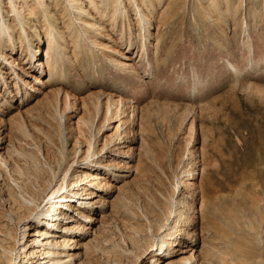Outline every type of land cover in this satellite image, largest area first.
<instances>
[{
	"label": "rangeland",
	"instance_id": "rangeland-1",
	"mask_svg": "<svg viewBox=\"0 0 264 264\" xmlns=\"http://www.w3.org/2000/svg\"><path fill=\"white\" fill-rule=\"evenodd\" d=\"M151 1L155 18L147 26L149 32L140 30L142 25L146 27L144 22L137 27L139 17L136 18L133 11L137 10L135 6L125 9L130 26L125 28L126 23L123 24L122 34L114 31L116 27L111 31L106 21L96 16L99 21L95 24L105 23L104 34L112 38L106 41L98 36V49L92 48L93 54L87 52L88 56L80 63L75 59L71 65L75 70L65 71L64 78L54 82L55 85L48 79L47 67H42L44 38L27 47L34 55L31 60L25 52L21 53V44L12 51L0 47V56L1 52H6L21 68H16L15 73L21 77L17 79L10 65L0 58V76L5 80V83L0 80V99L5 100L0 102V229H11L10 234L15 239L25 229L21 245L28 241L26 246H29L33 239L36 240L34 248L39 249L46 247H41V243L54 238L42 239L37 232H54L67 243L55 248L63 264H153L151 257L160 254L155 246L161 237L155 224L163 223L164 231L174 220V213L185 215L188 209L190 219L181 226L173 250L157 256L156 264H177L188 256L195 257L191 264H216L214 250L220 246L212 233V222H217L220 214L238 212L233 214L237 217L243 214V222L255 221V224L262 219L258 226L264 228V0H237L233 20L204 19L205 24L197 19L204 15L199 8L205 0ZM232 2L234 4L235 0ZM0 6L3 10L0 24L4 19L14 20L9 0H0ZM63 6L65 8L67 3ZM195 10L200 13L193 16ZM170 11L174 15H169ZM60 15L66 14L57 11L56 16ZM67 16L74 19L72 14ZM242 20L244 25L245 20L247 22L241 27ZM143 34L148 36L141 52L139 40ZM126 38L129 43H122ZM69 51L66 53L70 54ZM102 52L104 58H101ZM259 53H262L260 57ZM114 60L118 63L114 64ZM38 63L43 65L38 66ZM119 64L124 68L131 66L133 71L122 72L124 68ZM243 82L250 88H243ZM57 87L61 91L55 109L52 93ZM63 89L68 94L67 102ZM109 97L120 99L121 103L117 116L109 115L111 120L103 124ZM97 98L101 102L100 112L94 116L93 125L101 128L94 152L90 149L88 153V130L80 120L87 117L88 111L92 115L91 102ZM66 104L68 108L63 111ZM46 131L52 142L42 134ZM35 144L41 150L46 146L50 153L48 161L44 159L45 150L38 153L37 164L46 171L41 176L49 184V191L60 185L62 175L59 172L54 179L53 172H57V166L64 160L59 152L61 145L66 160L74 158L72 152L77 153L75 161L79 160L72 164L65 177L68 186L61 194L66 197L51 201L58 204L66 200L65 204L72 203L76 209L85 210L91 220H84L75 211L61 207L62 214L66 213L69 218L62 219V214L58 217L63 226H70L69 231L61 233L46 224L34 223L30 217L17 222L8 204L9 191L11 188L16 194H23L25 186L21 181L13 182L12 170L16 169V163L21 165L25 160L17 152L20 149L24 153L36 152ZM101 147V153L97 152ZM84 157L86 159L80 161ZM178 161L180 168L176 169ZM29 165L27 162L26 167ZM82 173L101 176V186L92 188L88 182L81 183L78 178L83 179ZM38 181L30 177L25 184L28 182L29 189L37 194ZM184 183L188 184L187 188ZM81 188L91 189L95 196L86 200L74 196L76 192L80 194ZM15 196L26 206L33 205L28 194L23 196L29 202H24L20 195ZM80 201L89 205L83 207ZM165 207L173 210L168 221L164 217ZM142 213L148 216L144 218ZM259 215L263 217L260 219ZM42 220L49 222L54 218ZM26 225L29 228L22 229ZM83 225L86 228L82 231ZM131 225L138 226L141 232H134ZM242 228L245 234L253 235V231ZM259 233L262 234L258 238L260 245L257 238L253 244L257 243L258 257L262 260L255 259L254 264H264V229H259ZM0 239L5 236L0 235ZM9 240L5 239L2 244L11 245L13 242ZM146 242H153V248L148 250ZM17 246L19 244H15L13 257L21 247ZM207 250L213 254L214 261L203 259Z\"/></svg>",
	"mask_w": 264,
	"mask_h": 264
},
{
	"label": "bare ground",
	"instance_id": "bare-ground-1",
	"mask_svg": "<svg viewBox=\"0 0 264 264\" xmlns=\"http://www.w3.org/2000/svg\"><path fill=\"white\" fill-rule=\"evenodd\" d=\"M160 1L161 0H158V2H160ZM64 2L67 3V6L65 8L63 6ZM152 2L153 1H151V0H125V1H123V0H60L59 2H56V0H31V1L19 0V3H18V0H9V9L13 13V17H14L13 19L14 20L9 22V20L1 18L4 20L0 24V47L2 49L8 48V49H10V51H12V49H14L18 44H21V48H19L21 53L25 52L31 60L34 55L30 54V51H27V47L28 46L32 47L31 44L34 45L35 40H39V38H41V40H42L44 38L46 41V48L44 51L45 52V55H44L45 59L43 62L44 66H42V67H47L46 68V70H47L46 74L48 76V79H50V81L53 82V84H54V82H56V81L58 82L59 80H61V78H64L65 71H70V73H71V71L75 70L74 67L71 66L72 64H74L73 62L75 61V59H76V63L77 62L80 63V61H82L85 56H88L87 52L91 53V51H93L92 48H95L96 50L98 49L97 43H96V39L98 36L103 37V39H106V41L108 39L112 38V37H110L109 34L108 35L104 34L105 33V27H104L105 23L108 24L107 27H110L109 29L111 31L114 30L116 27L117 30L115 29L114 31L119 32L121 34L124 32L123 31L124 29L122 27L123 24L126 23L124 25L125 28L127 26L128 27L130 26L129 25V18H128L129 14L126 13V11H125V9H127V6H132V7L135 6V8L137 10H133V11L135 12L136 18L139 17V19L136 20L137 27L140 28L141 23L144 22V23H146V27L144 25H142L143 27H142V29L140 28V30L141 31L144 30V31L149 32V30H147V26H149L151 24V21H152L151 19L155 18V16L153 17V15L155 14L154 13L155 6H153ZM172 2L176 3V0L175 1L173 0ZM172 2H169L168 5H170ZM48 4H51V5H48ZM52 4H54V5L52 6ZM238 4L239 3L237 0H235L234 4H233L232 0H205V4H204V2L200 3V8H199L200 10H202L204 12V15L201 16L202 19L200 17L197 19L200 20V24L201 23L205 24L206 21H204V19L210 21L211 18L214 19L216 22H218L219 20L225 21V20H228L230 18L233 20V15L235 16V12H236L235 9H236ZM119 7H120V9H118ZM170 7H172V5H170ZM166 9H168V7ZM123 10L125 12L123 13V15H121L120 13H122ZM2 11L3 10L0 6V14L2 13ZM57 11L60 14L65 13L66 15L56 16ZM170 12L171 13L169 15H172V14L174 15V12H172V11H170ZM198 13H200V11L195 10V14H193V16L198 14ZM70 14L74 15L73 20H71L70 17L68 18L67 15H70ZM212 14L213 15L215 14L216 17H214ZM96 16H99L100 20H105L106 22L102 23L101 26L96 25L95 24L96 21H99L98 19H96ZM30 18H33V19H30ZM86 18L88 20H86ZM6 20L8 22H6ZM125 20H126V22H125ZM246 22L247 21L245 20V25H246ZM243 23H244V20H242L240 22L241 27L245 26ZM39 24H40V28L38 29L37 25L39 26ZM103 24H104V26H103ZM16 25L18 26V28L16 27ZM15 27H16V29H15ZM147 36L148 35L143 34V36L139 40L141 52L143 51L144 47L146 46L145 40L147 39ZM206 37L208 38V36H206ZM125 42H126V44H128L129 38L128 39L126 38L125 40L122 41V43H125ZM157 42H158V40H157ZM218 43H219V41H218ZM142 44L144 45V47ZM84 48H86V49H84ZM67 49L70 50L69 51V52H71L70 54L66 53V52H68ZM100 50L103 51V48H101ZM31 51H32V49H31ZM91 54H93V53H91ZM261 54L262 53H259L258 56L260 57ZM118 55L120 56V53ZM91 56H93V55H91ZM0 58L3 62L10 65V68H12V73L17 72L16 68L21 69L19 64L16 63V61L13 60L12 57H10L6 52L5 53L1 52ZM101 58H104L103 52L101 53ZM257 59H258V57H257ZM58 60L59 61L62 60L61 63H58L57 62ZM113 63L117 64L118 62L116 60H114ZM43 64L38 63V66L43 65ZM119 67L124 68L120 64H119ZM132 69L133 68L131 66H127L126 68H124L122 70V72H126V71L132 72L133 71ZM15 76L17 79L21 78V77H19L18 73H15ZM0 80L3 81L2 83H5L4 78L1 76H0ZM245 82H247V81L245 80ZM63 83H65V82H63ZM3 85H5V84H3ZM14 86H15V84H14ZM65 86L67 87V85H65ZM241 86L245 89L250 88V86H248V83H247V85H245L244 82H243V84H241ZM58 87L52 93L54 96V103H52V106L55 109L57 108V105L59 103V102H57V99H58L57 97L60 94L59 91H61L58 89ZM17 89H18V87L16 85L15 86L16 92H17ZM66 92L67 91H64V89H63L62 93L64 94V101H66V98L68 97V94ZM2 100L3 99H0V102ZM119 100L118 99L113 100L111 97L108 98V104L106 107L107 110L104 114L105 119L103 121V124L106 121L111 120V118L109 119V117H108L109 115H111V116L116 115L117 116V112H118L117 107L121 103V102H119ZM4 101L5 100H3V102H1V103H4ZM100 103L101 102H100L99 98H97L96 100H93V102H91V105H92V109L94 108V112L92 111L91 112L92 115H90V112L88 111L87 117L82 118V120H80L82 125L85 126V129L88 130L87 131V134L89 135V138L87 139V148H88L87 152L88 153H89L90 149L94 152V150H95L94 148H96L94 146V143L97 142V139H98L97 133H99V130L101 128V127H97V125H95V124L93 125L94 116H96L100 112ZM49 106H51V105H49ZM165 106H167V105H165ZM66 107L68 108L67 104H66L65 108L63 109V111H65V109L67 110ZM174 107L176 108L177 106H174ZM157 108H159V106H156V109ZM156 111H158V110H156ZM121 112L123 113V111H121ZM119 113H120V110H119ZM57 115L59 117L58 119H60L61 118L60 111H59V114H57ZM58 121H60V120H58ZM23 134L26 135L25 132H23ZM42 134H45L47 139L52 142L49 132H47V131L42 132ZM35 139L37 141V138H35ZM34 143H36V142H34ZM61 143H63V142H61ZM35 145L37 147L36 152H33V151L27 152L26 151V153H24V150H22V149H20L19 151L17 150L18 151L17 153H19L21 155V157L25 158V160L22 162L21 165L16 163V169L12 170L13 173H15V176L13 177V182L18 184L17 182L21 181V183L24 184L23 186H25V190L23 191V194L24 195L28 194V196L30 197V198L28 197V199H30L29 201H31V203H33L32 206H26V205L22 204V202H20L18 197H16L15 195H20L19 198H21L24 202H29V201L24 198V196L21 192H20V194H16V192L10 188L8 204L10 206V211L16 215L17 222L18 221L21 222V221L27 219V217L28 218L30 217L34 223H37L40 225L46 224L47 226H49L51 228L59 230V232L61 231V233H62V231H69V230H71L70 226L69 225L63 226L62 222H61L62 219H68L69 215H68V217H66V213L62 214L63 211L62 212L60 211L61 207H66L69 210L71 209L72 211H75L84 220H91L90 217L87 215V213H85L86 212L85 210L83 212V209L82 210L76 209L75 206L71 205L72 203L71 204H65V203H67V202H65L66 200L64 202H60L58 204L53 203L51 201L52 199H55V198L62 199L63 197H66V196H62L61 193L68 186V185H66V181H65L66 174H67V172H69L68 169L72 166L73 163H77V161L79 160V159H77L75 161V157H76L77 153L72 152V156L74 158L71 156L73 159L68 161V160H66L67 156L64 155V153H62V146L63 145H61L59 152L64 157V160H62L61 163H59V165L57 166V170H56L57 172H55V173L53 172V178L54 179L56 178L57 174H59V172L62 175L58 181L60 183V185H57L56 189H54V190L52 189L49 191L48 190L49 184L46 182L45 179H43V176H41V173H43L45 170L44 171L41 170L37 166V164H39L38 153H41L43 150H45V152L43 154H44V159L47 161H48V159H50L49 158L50 153H48V149L46 148V146H45V149L41 150L38 144H35ZM101 150H102V147L97 148V152L101 153L100 152ZM20 155H19V157H20ZM183 157H184V155H183ZM85 159H86L85 157L81 158L80 161L85 160ZM27 162L31 165V166L30 165L28 166L29 168L26 167ZM179 164H180V162L178 161V163L176 165V169L180 168V167H178V166H180ZM204 172H205V168H204ZM81 176H83V179L78 178V180H80L81 183L88 182V186H90L92 188L101 186V183H102V180L100 179L101 176L99 177V175H95V176L91 177L90 174H88V173L87 174L82 173ZM30 177L38 179L41 183V184L39 183V186H38L39 191L37 192V194L33 193L32 190L29 189V186L27 184L28 182L25 184V181L30 180ZM184 184H185V187L187 188L188 184H186V183H184ZM79 191H80V194H79V192H76V193H74V196L81 197L82 200H86L88 198L91 199V196H95L94 192L91 191V189L89 190V189L81 188ZM71 194H73V193H71ZM56 195H59V196H56ZM82 196H84L85 198H82ZM221 196H220V198H221ZM67 197H69V196H67ZM37 199H39V201H37ZM227 199H228V197H227ZM70 200H69V198H67V201H70ZM220 201H218V202H220ZM207 202L210 203V201H207ZM232 202H231V204H232ZM257 202H258V200H257ZM220 203L222 204V202H220ZM79 204L82 205L83 207H86L87 205H89V202L86 203V201H80ZM215 204H216V201H215ZM242 204L245 205L244 203H242ZM218 205H219V203H218ZM222 205H224V204H222ZM252 205H250V206H252ZM255 205H256V203H255ZM183 206L186 207L185 203H183ZM217 207L219 208V210L221 209L219 206H217ZM215 208H216V206H215ZM246 208H247V206H246ZM147 209L148 208H145L146 211H147ZM171 209H170V207L169 208L165 207L164 217H165L166 221H168L169 218L171 217V215L173 214L172 213L173 210H171ZM235 209H237V208H235ZM229 211H231L230 208H229ZM186 212L187 213L185 215H182L180 213H174V217H173L174 220L172 221L171 224L168 225V227L164 231H163V229H164L163 223H160V224L156 223L155 224L156 232L161 236L158 243L155 246L156 247L155 251L158 252V254L160 253L159 255L164 256L167 252L173 250L172 246L175 244V242L177 241L178 235L182 231L181 226H183V225L185 226V223L187 221H189V219H190L188 216L189 209ZM233 213H235V212H232V213L226 212V215L220 214L219 215L220 219L217 222L216 221L212 222V230H213L212 233L216 237L215 240H217L219 242L218 246H220L217 250H214V252L215 251L217 252V257L215 258L216 264H254V263H256V261L254 262L255 259H260V257H258L259 251H257V247H256L257 243H255V245L253 243H254V240L256 238H257L258 242L261 240V239H258V238H260L259 236L262 235L259 233V229L262 230L264 228L261 229L258 226V223L261 222V220H262L261 218L263 216L259 215L261 220L257 224H255V221L249 222L247 220V222L246 221L243 222L241 220L243 214H241L242 215L241 217H237L236 215L238 212L235 213L236 215ZM60 214L63 215L62 219H60L58 217V215H60ZM149 214H152V212H149ZM62 215H60V216H62ZM238 215H240V214H238ZM50 216H52L54 218V221L51 220L49 222L48 221L44 222L42 220V218L50 217ZM147 216H148V214H143L144 218H146ZM152 216H154V215H152ZM255 216L253 215V217H255ZM246 219H247V217H246ZM254 219H256V218H254ZM253 223L255 225H253ZM246 224H248V226ZM261 224H262V222H261ZM261 224H260V226H261ZM242 227H245L246 229L250 230L251 233L253 231V235L251 236L249 234H245ZM24 228H26V230H27L29 228V226H28V228H27V225L23 226L22 229H24ZM84 228H86V225H83L80 228V230L83 231ZM130 229H132L136 233L141 232V230L138 228V226L131 225ZM36 231L37 230H34L33 232L36 233ZM237 231L243 232V234H241V233L238 234ZM10 232H11V229L6 228L4 231H2L0 229V235L5 236L6 240L8 238V240L10 239L13 242V243H11V245L4 246L2 243L4 242L5 239H0V264H63V259L60 258V253H58L57 249H55L57 247H63V246L67 245L65 239H63L61 236L56 235L54 232H49L46 230H45V232H37V233H39V236L42 237V239L50 238L51 236L54 238V240H51V241L46 240L45 243H43V244L41 243V247H45V246L46 247L39 249V248H34L33 245L36 242V240H33V239H30L32 242L31 245L26 246L27 245L26 242L28 243V241H25L21 245L20 241H22V238L25 234V229H24V231H22L19 234V237L17 239L13 238V236H11ZM40 233H41V235H40ZM234 233H236V235ZM184 234H187V233H183V235ZM187 235H189V234H187ZM58 239H61L60 242H58ZM10 240H9V242H10ZM133 241H135V240L133 239ZM257 241L255 240V242H257ZM15 244H19V246H21V247L17 249L18 251L15 253V256L13 257L12 252L15 251V248H14ZM146 244H147V242L145 243V245ZM152 245H153V242L152 243L149 242L146 245L148 250L153 248ZM258 245H260V242L258 243ZM19 246H17V247H19ZM36 249H39V250H36ZM159 255L151 257L153 264L158 263L159 258L157 256H159ZM214 255L216 256V254H214ZM202 257L207 262H210L212 260L213 254L210 253L209 250H207V251H205V253L203 254ZM261 257H263V256L261 255ZM194 259H195L194 256L193 257L192 256L183 257V259L178 261L177 264H191V262ZM260 260H262V259H260ZM212 261H214V260H212ZM258 263L260 264V262H258Z\"/></svg>",
	"mask_w": 264,
	"mask_h": 264
}]
</instances>
